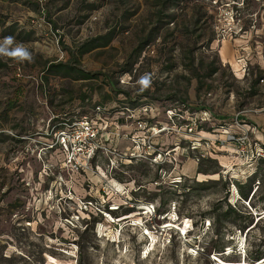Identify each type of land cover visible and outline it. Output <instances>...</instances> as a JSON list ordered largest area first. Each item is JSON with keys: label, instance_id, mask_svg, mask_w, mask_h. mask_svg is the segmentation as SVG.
Wrapping results in <instances>:
<instances>
[{"label": "rangeland", "instance_id": "374dc122", "mask_svg": "<svg viewBox=\"0 0 264 264\" xmlns=\"http://www.w3.org/2000/svg\"><path fill=\"white\" fill-rule=\"evenodd\" d=\"M84 116L103 146L81 168L54 136ZM258 248L264 0H0V264H264Z\"/></svg>", "mask_w": 264, "mask_h": 264}, {"label": "built area", "instance_id": "2783aa9c", "mask_svg": "<svg viewBox=\"0 0 264 264\" xmlns=\"http://www.w3.org/2000/svg\"><path fill=\"white\" fill-rule=\"evenodd\" d=\"M101 107L97 106V111L101 112ZM76 129H70L64 127L55 132V144L64 151L69 152V158L67 163L75 167H89L92 164L93 159L98 154V149L102 148L103 141L100 139V128L95 126L88 116L82 117L80 120L74 123ZM189 131L194 132V127L190 126ZM245 137V136H244ZM243 138V137H242ZM241 137L235 136V134L228 133L227 139L229 141H235L242 146L240 142ZM84 147V150H83ZM193 149H198V146H193ZM245 151L244 148H241ZM82 152V156L78 153ZM262 156V153L258 151L256 154ZM76 157V158H75Z\"/></svg>", "mask_w": 264, "mask_h": 264}, {"label": "trees", "instance_id": "16d2710c", "mask_svg": "<svg viewBox=\"0 0 264 264\" xmlns=\"http://www.w3.org/2000/svg\"><path fill=\"white\" fill-rule=\"evenodd\" d=\"M236 187H237L238 193L240 194V196L242 198L248 199V197L251 196V194H252V196H251V199H252V197L256 194V190L253 192L251 187L248 190H246L247 185L245 183H243V182L236 183ZM237 215L242 217L244 214L242 213V210H239L237 212ZM223 216H224V214L220 213L219 214V218H217V219H219V220L220 219H224ZM239 225L241 227L240 230L243 231V230L246 229L244 224L240 223ZM250 229H252V228H250ZM213 250H217V247L212 246L211 249H210V252H212ZM222 250L223 249H220L218 251H222ZM248 258L249 259H256L257 261H260V260L264 259V248L256 249L255 251H253L250 254V256H248Z\"/></svg>", "mask_w": 264, "mask_h": 264}, {"label": "clouds", "instance_id": "9594fccd", "mask_svg": "<svg viewBox=\"0 0 264 264\" xmlns=\"http://www.w3.org/2000/svg\"><path fill=\"white\" fill-rule=\"evenodd\" d=\"M8 42H11V38H8ZM13 55H18L21 58H28V59L31 58L30 55L26 51H24L23 49H18L15 53H13ZM142 83L145 86H147V83H148L147 79L146 78L143 79Z\"/></svg>", "mask_w": 264, "mask_h": 264}, {"label": "bare ground", "instance_id": "6f19581e", "mask_svg": "<svg viewBox=\"0 0 264 264\" xmlns=\"http://www.w3.org/2000/svg\"><path fill=\"white\" fill-rule=\"evenodd\" d=\"M142 209H147L148 211H149V208L150 207H146V206H143V207H141ZM114 209H116V207H114ZM143 213V212H142ZM145 213H148V212H145ZM144 217V216H143ZM138 220V219H137ZM142 222V221H141ZM146 234V233H145ZM239 263H241V262H238V264ZM237 264V263H236ZM245 264H249V263H247V261H245Z\"/></svg>", "mask_w": 264, "mask_h": 264}]
</instances>
